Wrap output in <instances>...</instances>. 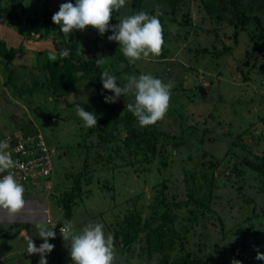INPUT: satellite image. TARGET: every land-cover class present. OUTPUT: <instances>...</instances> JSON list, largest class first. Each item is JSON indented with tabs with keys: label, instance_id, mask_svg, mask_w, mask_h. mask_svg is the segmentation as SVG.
Returning a JSON list of instances; mask_svg holds the SVG:
<instances>
[{
	"label": "rangeland",
	"instance_id": "rangeland-1",
	"mask_svg": "<svg viewBox=\"0 0 264 264\" xmlns=\"http://www.w3.org/2000/svg\"><path fill=\"white\" fill-rule=\"evenodd\" d=\"M13 1L0 2V41L17 49L27 40L26 48L32 50L13 55L9 65L13 73L6 66L8 57L0 52V136L19 132L17 125L33 121L35 130L57 153L49 178L40 179L37 185L23 184L24 209L14 217L0 209V264H39V255L26 253L23 233L31 234L39 246L43 240L37 225L55 223L60 224L54 229L56 238L49 240L55 247L47 255L48 264H72L69 247L58 230L65 221L73 222L77 230L89 222L102 223L105 234H112L116 241L115 230L129 212L141 210L148 217L153 212L149 206L162 196L168 203L191 201L188 188L196 191L194 203L209 208L198 223L189 222L187 216L176 219L178 227L190 228L193 234L188 233L191 241L187 248L203 243V253L215 254V262L220 264H231L232 259L241 264H264V260L255 259L256 249L264 253V32L256 31L259 43L249 34L256 28L253 22L245 28L240 24L235 32L228 0H126L125 7L114 11L110 24L140 11L159 14L167 49L166 59L161 54L150 55L130 64L117 42L92 27L63 34L60 26L51 22L49 38L42 32L45 37L23 39V33L27 35L34 27L33 18L55 0L48 4L46 0ZM6 5L15 6L16 17L9 19L10 11L1 12ZM240 7L247 14L260 16L264 23V0H243ZM26 18L32 21L24 24ZM70 38L78 43L82 61L104 58V71L117 77L118 86L128 72L150 73L165 83L173 82L164 119L151 125L178 138L174 147V139L165 141L163 135L166 158L156 155L149 163L141 152L135 153V146H126L130 132L124 121L114 132L117 140L109 142L115 149L106 148L95 132L98 119L97 127L88 128L76 114L79 105L97 118L123 116L128 111L126 105L134 102L131 94L121 96L112 110L100 103L98 92L89 84L96 76L79 71L82 77L69 90L50 84L44 66L53 62L48 59L49 52H59L61 43ZM95 45L103 52L95 54ZM203 47L211 52L199 54ZM224 48L225 53L221 52ZM79 143L91 147L82 148ZM119 145L121 149L116 150ZM80 172L81 189L73 200L72 216L66 217L57 199L76 185L73 176ZM185 176L193 178V184L186 185ZM47 183L51 188H45ZM131 207L134 209L128 210ZM176 212L181 217L185 210ZM16 231H20L18 236ZM133 245L135 251L131 246H116L115 264H155L156 259L138 254L140 244Z\"/></svg>",
	"mask_w": 264,
	"mask_h": 264
},
{
	"label": "clouds",
	"instance_id": "clouds-1",
	"mask_svg": "<svg viewBox=\"0 0 264 264\" xmlns=\"http://www.w3.org/2000/svg\"><path fill=\"white\" fill-rule=\"evenodd\" d=\"M125 5L126 0H75V3L69 0L59 6V10L51 19L54 24L60 26V32L63 34H70L74 30L84 31L86 27L96 29L101 36L111 31L112 35L107 37L108 40L119 44L123 56L130 64L147 59L150 55L159 56L164 44L159 14L149 15L140 11L120 19L116 25H111L113 12L119 11ZM68 55V49L59 52L53 49L49 52L48 59L56 62ZM96 63L103 64L104 58H97ZM100 78L103 89L113 93L104 96L105 103H116L121 96L129 94L134 97V102L128 103L126 107L137 118L141 127L154 125L164 119L170 105L171 89L174 86L172 81L165 83L150 73H141L139 76L126 75L125 82H120L118 86L117 77L108 70L103 71ZM76 114L85 127H97V116L94 112L85 111L78 105ZM8 148V139L0 140V174H3L0 176V209L6 210L10 217H14L25 207L23 184L38 183H20L15 178L10 170L17 167V162L12 159ZM45 188L49 189L51 186ZM57 224L60 223L37 225V234L43 240L39 246L35 244L31 234L26 231L23 233L26 253L39 255V264H48L47 255L55 247L49 240L56 238L54 229ZM58 230L69 247L72 264H115V240L112 234H105L102 223L89 222L77 230L73 222L65 221ZM256 251L255 259L264 260V253L259 249ZM231 264H241V261L232 259Z\"/></svg>",
	"mask_w": 264,
	"mask_h": 264
},
{
	"label": "trees",
	"instance_id": "trees-1",
	"mask_svg": "<svg viewBox=\"0 0 264 264\" xmlns=\"http://www.w3.org/2000/svg\"><path fill=\"white\" fill-rule=\"evenodd\" d=\"M47 4L51 3L50 0H46ZM230 3L231 10L233 12L234 19V26L235 32H238L239 26L241 24V28H245L248 24L251 22L255 23L256 28L253 32L249 31V34L255 39L257 43H259L258 39V33L257 32H264V23L260 16L256 14H247L246 11L242 10L240 5L243 0H228ZM1 2V0H0ZM14 0L12 3H15ZM69 2V0H62L61 3H57L56 0L52 2L48 8L40 14L39 17L33 18L34 27L30 30V33H23V30L21 29L23 33V39H30L34 35H41L40 38L45 37L43 33L48 36H50L51 32V25L49 23L52 22V16L54 13H56L59 10V6L62 3ZM72 3H75V0H71ZM54 3H56L54 5ZM53 8L51 9V7ZM16 8L13 5H6L4 9H1V12L6 14L10 11L9 19L10 17H16L14 11ZM114 13V12H113ZM113 17V15H112ZM186 20V19H184ZM32 21L29 18H26L25 23ZM183 22V21H182ZM42 26L44 28H42ZM53 26L55 27L56 24L53 23ZM75 31V30H74ZM74 31L71 33L73 34ZM43 32V33H42ZM112 32H106L103 36H109ZM237 36V34H234ZM30 36V37H29ZM27 40H25L26 42ZM22 40V44H19L17 49L9 47L5 41H0V52L4 53L3 56H5L7 59L6 66L7 68L13 73V70L9 68V65L12 63V57L17 52L23 51L26 49L25 43ZM93 42L95 43L96 41ZM66 45V48L68 49L69 55L62 59L58 60L56 62H51L49 65H44L45 70H47L50 73V84L54 87H58V85L64 86L69 90V88L72 87V85L80 79L82 76L78 74V72H83L84 75L90 77V76H96L97 79L94 81H90L89 84L98 92L100 103L104 107L111 108L112 110L115 109V104H109L104 102V96L105 95H113V93L108 92L107 90L103 89L102 83H101V74L104 71L103 64L97 65L96 59L101 58V56H95L92 59L82 61V58L80 56L81 50L78 45V43L70 38L66 42H63ZM62 44V43H61ZM88 45H90L88 43ZM8 48V49H6ZM61 50V49H60ZM59 50V51H60ZM95 54H98L100 51L103 52V49L99 45H95V48L92 49ZM166 43L162 47L161 51V58H167L166 56ZM227 48H224L221 50V52H226ZM10 51V52H8ZM7 52V53H6ZM211 52L207 47H203L200 53L208 54ZM216 52V51H215ZM76 61L78 65L73 64L72 61ZM128 75H133L132 72H128ZM134 75L139 76V73L136 72ZM159 78V77H158ZM74 81V82H73ZM57 82V83H56ZM57 84V85H56ZM104 93L103 95L101 93ZM117 116V115H116ZM50 118V116H47V120ZM99 126L97 127V130H95L97 137H102L101 144L105 145L106 148L115 149L114 146L110 145L109 142L112 139L117 140V137L114 136V132L117 131L118 125L124 121L125 124L128 126L130 135L126 137L125 139V145L132 147L135 146V153L141 152L144 156H146V162H151L152 158L156 155H161L164 158H166L165 153H163V150L166 149V142H163V135L165 141L170 140L171 138L174 139V147L177 146L178 142L176 140L177 137L170 136L168 133L161 131L159 129H152V126L147 127H137L138 120L133 115L132 112L127 111V114L121 116H117V118L113 117L110 120L103 119V117L98 116ZM35 125L33 122H24L23 125H17V128L22 131L23 138H26L27 136H36L37 134L42 133L35 130ZM94 132V131H93ZM206 132V131H205ZM204 132V133H205ZM162 135V136H161ZM171 137V138H170ZM8 139L9 146L13 145L15 147L17 145V142L19 141V138L15 136V134L10 133L7 135L0 136V140ZM36 139L33 140V145H35ZM102 145V146H103ZM79 147H91V145H85L83 147L82 143L78 144ZM121 145H119L116 150H120ZM174 151V150H173ZM13 160H22L25 159V156L23 155V152L20 150H17L16 152H13L12 156ZM240 161V160H239ZM164 166H167L166 161H162ZM238 162H236L237 164ZM52 175V173L50 174ZM81 172L75 176H73V179L75 180V184L72 189L68 192H65L64 196H59L57 199L59 205H61L64 209V215L66 217H71L73 214V200L78 195V190L81 189L79 186V180H81ZM261 175L264 176V169L261 172ZM2 176V174H0ZM184 180L186 181V185L193 184V178L184 177ZM209 182H206V185H209ZM188 188V186H187ZM161 194L163 195V192L161 191ZM188 196L189 200L191 201H178L171 203H168L165 200V196H162L160 198H157L159 201L155 205L149 206V208L153 209V212L148 217H144V214L140 211L134 210L133 212H129L127 215V218L123 222H119V225L116 228V238L115 246L121 247L122 246H131V248L135 251L133 248L135 245L132 246L133 243L140 244V252L138 254L141 257L146 256L149 259H156L155 264H220L218 262H215L216 255L211 253V255L205 254L203 243H199L197 248L188 249L187 245L191 241V238H189L188 233L191 232L190 228L185 227H178L176 224V219L181 218L184 220V218L187 216V219L191 223H198L206 216V210L207 207L204 204L201 203H194L193 202V196L196 194V191L189 190L188 188ZM206 198L205 196H203ZM133 202V201H130ZM194 204L195 208H189L186 204ZM209 203V202H208ZM75 205V204H74ZM134 209L133 207L129 208L128 210ZM177 209H184L185 213L180 215L176 212ZM15 236H18L20 231H16ZM193 236L191 232V237ZM220 254V253H218ZM158 258V259H157Z\"/></svg>",
	"mask_w": 264,
	"mask_h": 264
},
{
	"label": "built area",
	"instance_id": "built-area-1",
	"mask_svg": "<svg viewBox=\"0 0 264 264\" xmlns=\"http://www.w3.org/2000/svg\"><path fill=\"white\" fill-rule=\"evenodd\" d=\"M21 132L13 133L19 138V141L15 147L10 145L8 151L13 156V152L20 150L23 152L25 159L14 160L17 162V167L10 171L13 172L15 178L20 183L32 182L36 184L40 179L51 176L50 174L53 172L52 158L57 153V149L55 146H49L41 134L23 138ZM34 139H36L35 145H33ZM45 187H50V184L47 183Z\"/></svg>",
	"mask_w": 264,
	"mask_h": 264
},
{
	"label": "water",
	"instance_id": "water-1",
	"mask_svg": "<svg viewBox=\"0 0 264 264\" xmlns=\"http://www.w3.org/2000/svg\"><path fill=\"white\" fill-rule=\"evenodd\" d=\"M88 29H86V31H87ZM89 40H90V42H93V37H92V35H89ZM60 48L62 49V50H64L65 48H66V45L64 44V43H62L61 45H60Z\"/></svg>",
	"mask_w": 264,
	"mask_h": 264
},
{
	"label": "crops",
	"instance_id": "crops-1",
	"mask_svg": "<svg viewBox=\"0 0 264 264\" xmlns=\"http://www.w3.org/2000/svg\"><path fill=\"white\" fill-rule=\"evenodd\" d=\"M25 43L27 44V41H26ZM26 44H25V45H26ZM27 48H28L29 50H32V49H30L29 47H27ZM27 48H26V49H27ZM31 122H33V121H31ZM33 124H34V122H33ZM40 207H41V205H40ZM37 217H38V216H37ZM27 233H28V232H27Z\"/></svg>",
	"mask_w": 264,
	"mask_h": 264
}]
</instances>
